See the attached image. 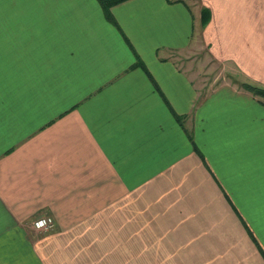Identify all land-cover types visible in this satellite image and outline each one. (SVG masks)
Here are the masks:
<instances>
[{
    "label": "crops",
    "instance_id": "1",
    "mask_svg": "<svg viewBox=\"0 0 264 264\" xmlns=\"http://www.w3.org/2000/svg\"><path fill=\"white\" fill-rule=\"evenodd\" d=\"M100 1L0 0V264H264L263 97L189 59L264 89V0Z\"/></svg>",
    "mask_w": 264,
    "mask_h": 264
},
{
    "label": "rangeland",
    "instance_id": "2",
    "mask_svg": "<svg viewBox=\"0 0 264 264\" xmlns=\"http://www.w3.org/2000/svg\"><path fill=\"white\" fill-rule=\"evenodd\" d=\"M190 1H192L195 5H200V0H190ZM189 59H191V61L196 60V62L204 63L203 64L204 68H201L199 70L200 71L199 73H201L200 77L203 78L204 82L206 83L205 84L206 91L212 90L222 82L227 81V79L229 80V82L232 81V83L234 84L238 81V83L241 82L248 83L244 85L254 86L252 81L249 80L248 78H245L244 76L243 77L241 75L232 76L228 73L223 74V70H221V68H217L215 63H210L208 54L206 53V51L204 52V50L202 52H197L196 54H191ZM240 86L243 87V84ZM262 102L264 103V98L262 99ZM153 263L162 264L161 261L153 262Z\"/></svg>",
    "mask_w": 264,
    "mask_h": 264
},
{
    "label": "trees",
    "instance_id": "3",
    "mask_svg": "<svg viewBox=\"0 0 264 264\" xmlns=\"http://www.w3.org/2000/svg\"><path fill=\"white\" fill-rule=\"evenodd\" d=\"M125 1H128V0H101L100 3L102 7L104 8V10L106 11L108 10V8L118 5L120 3H123ZM243 88L255 96H260L264 98V89H260V88L249 86V85H243Z\"/></svg>",
    "mask_w": 264,
    "mask_h": 264
},
{
    "label": "built area",
    "instance_id": "4",
    "mask_svg": "<svg viewBox=\"0 0 264 264\" xmlns=\"http://www.w3.org/2000/svg\"><path fill=\"white\" fill-rule=\"evenodd\" d=\"M32 227L37 232H49L54 229L55 223L51 217H40L33 222Z\"/></svg>",
    "mask_w": 264,
    "mask_h": 264
}]
</instances>
